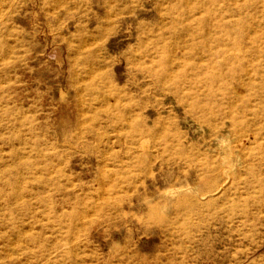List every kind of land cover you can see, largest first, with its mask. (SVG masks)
<instances>
[{
	"label": "rangeland",
	"instance_id": "obj_1",
	"mask_svg": "<svg viewBox=\"0 0 264 264\" xmlns=\"http://www.w3.org/2000/svg\"><path fill=\"white\" fill-rule=\"evenodd\" d=\"M0 264H264V0H0Z\"/></svg>",
	"mask_w": 264,
	"mask_h": 264
},
{
	"label": "bare ground",
	"instance_id": "obj_2",
	"mask_svg": "<svg viewBox=\"0 0 264 264\" xmlns=\"http://www.w3.org/2000/svg\"><path fill=\"white\" fill-rule=\"evenodd\" d=\"M129 108V107H128ZM100 204V203H99ZM100 207V206H99Z\"/></svg>",
	"mask_w": 264,
	"mask_h": 264
}]
</instances>
